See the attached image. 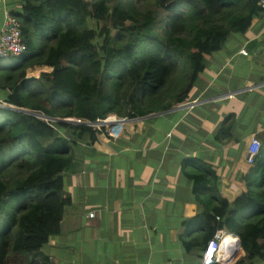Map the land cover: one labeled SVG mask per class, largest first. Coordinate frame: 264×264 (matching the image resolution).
Listing matches in <instances>:
<instances>
[{
    "label": "trees",
    "instance_id": "trees-1",
    "mask_svg": "<svg viewBox=\"0 0 264 264\" xmlns=\"http://www.w3.org/2000/svg\"><path fill=\"white\" fill-rule=\"evenodd\" d=\"M20 1L21 11L13 15L27 49L7 61L0 59V84L9 91L4 103L89 122L168 110L162 98L173 57L184 58L191 71L178 92L177 102H184L205 68V57L220 50L230 33L243 34L264 16L259 0ZM146 2L162 9L164 16L137 7ZM89 20L94 28L88 27ZM34 66L52 70L27 78V69ZM231 120L229 116L225 122L227 135ZM57 125L75 138L88 135L93 147L103 146L101 139L107 136L105 130L85 124ZM66 137L22 111L0 107V264H6L11 252L36 256L60 234L70 203L60 195L62 173L73 159ZM236 168L240 174L234 184L240 192L229 201L221 195L210 164L183 160L194 200L202 207L185 224H196L206 244L217 229L237 236L245 253L240 263L250 264L264 253V242L259 243L264 241V139L254 163ZM189 242L192 249L199 244Z\"/></svg>",
    "mask_w": 264,
    "mask_h": 264
},
{
    "label": "crops",
    "instance_id": "crops-1",
    "mask_svg": "<svg viewBox=\"0 0 264 264\" xmlns=\"http://www.w3.org/2000/svg\"><path fill=\"white\" fill-rule=\"evenodd\" d=\"M20 11V0H0V30L7 13ZM242 35L228 44L227 38L205 57L184 102H177L178 93L164 95L168 110L122 118V132L115 139L102 137L103 146L90 145L88 135L79 139L61 130L71 140L73 159L62 173L60 195L70 203L60 234L36 256L9 253L6 264H201L204 232L185 221L202 207L194 200L183 160L210 164L221 195L232 201L240 192L236 167L247 163L246 142L264 139V16ZM51 70L34 66L26 77ZM188 81L189 76L183 88ZM8 94L0 84V103ZM229 116L233 125L227 135ZM191 240L199 241L193 249ZM244 258L240 247L230 264ZM250 264H264V253Z\"/></svg>",
    "mask_w": 264,
    "mask_h": 264
},
{
    "label": "built area",
    "instance_id": "built-area-1",
    "mask_svg": "<svg viewBox=\"0 0 264 264\" xmlns=\"http://www.w3.org/2000/svg\"><path fill=\"white\" fill-rule=\"evenodd\" d=\"M257 6L264 11V0H259ZM27 49L26 42L22 36V30L19 21L13 14L7 13L4 18L3 26L0 30V59L8 60L12 57H17L23 54ZM240 54L247 56L245 50H241ZM5 105L4 103H0ZM22 112L34 117L45 123L51 129L57 131L60 136L64 137L61 129L58 127V123H65L71 125L85 124L91 127L93 130L101 132L105 130L108 138L115 139L122 132V124L124 119L118 118L116 115H108L104 119H98L95 122H89L76 118H54L47 116L40 110L22 109ZM260 141L252 137L247 145L246 150V162L253 164L260 149ZM89 218L93 217V213L88 214ZM219 220V217H216ZM227 238L233 239L234 242L225 249L227 253V259L223 260L219 251L224 247V242ZM240 248L238 237L227 233L223 229H217L213 237L207 242L204 251L202 252L201 264H230L234 257L236 250Z\"/></svg>",
    "mask_w": 264,
    "mask_h": 264
},
{
    "label": "rangeland",
    "instance_id": "rangeland-1",
    "mask_svg": "<svg viewBox=\"0 0 264 264\" xmlns=\"http://www.w3.org/2000/svg\"><path fill=\"white\" fill-rule=\"evenodd\" d=\"M137 7L140 10L155 9L161 17L164 16V11L162 9H158L157 7L155 8L154 4L151 2L137 3ZM259 24H262V23H259ZM88 27L89 28L95 27V23L93 22V20L88 21ZM260 28L261 27L258 25L255 29H260ZM243 36L244 35H242L241 33L232 32L228 36V40L226 43L228 44L230 42V38L243 37ZM228 46H230V45H228ZM228 46L226 45V48ZM173 63H174V67H173L171 76L169 78V82L167 83V85L165 87V89H167L168 91L167 90L164 91V93H167V95H165L167 97H172L174 94L178 93L179 90H181L183 88V85L185 84V80L187 79V77L191 73V71L188 68V64L184 58L173 57ZM42 69L43 68H39L38 70H42ZM44 70L46 71L47 69H44ZM41 72H43V71H41ZM29 74H31V72ZM33 75H36V74H33ZM175 78H177V81H178V83H176V84H175V82H177V81ZM118 118H120V117H118Z\"/></svg>",
    "mask_w": 264,
    "mask_h": 264
},
{
    "label": "bare ground",
    "instance_id": "bare-ground-1",
    "mask_svg": "<svg viewBox=\"0 0 264 264\" xmlns=\"http://www.w3.org/2000/svg\"><path fill=\"white\" fill-rule=\"evenodd\" d=\"M234 242L233 239L227 238L224 242V247H222L219 251V255L223 260L227 259V253L225 251L226 248H228L232 243Z\"/></svg>",
    "mask_w": 264,
    "mask_h": 264
},
{
    "label": "water",
    "instance_id": "water-1",
    "mask_svg": "<svg viewBox=\"0 0 264 264\" xmlns=\"http://www.w3.org/2000/svg\"><path fill=\"white\" fill-rule=\"evenodd\" d=\"M0 107H1V108H4V109L14 110V111H22V109H18V108H15V107L10 108L9 105H1V104H0Z\"/></svg>",
    "mask_w": 264,
    "mask_h": 264
}]
</instances>
